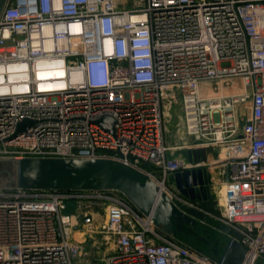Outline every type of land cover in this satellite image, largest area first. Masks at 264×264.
<instances>
[{
  "label": "built area",
  "instance_id": "2783aa9c",
  "mask_svg": "<svg viewBox=\"0 0 264 264\" xmlns=\"http://www.w3.org/2000/svg\"><path fill=\"white\" fill-rule=\"evenodd\" d=\"M165 102L180 106L182 149L224 154V203L215 191L210 202L240 235L242 264H264V0H6L0 159L108 160L208 215L173 182L207 165L169 156ZM105 116L113 134L94 122ZM87 240L99 241L97 264H219L118 191L0 188V264H94Z\"/></svg>",
  "mask_w": 264,
  "mask_h": 264
},
{
  "label": "water",
  "instance_id": "95a60500",
  "mask_svg": "<svg viewBox=\"0 0 264 264\" xmlns=\"http://www.w3.org/2000/svg\"><path fill=\"white\" fill-rule=\"evenodd\" d=\"M109 134L114 133V120L105 116L94 121ZM23 121L17 133L32 126ZM213 153L211 148L186 149L181 156L189 164L207 165V157ZM8 169L0 171V188H19L23 190L56 191H118L143 215L172 230L188 226L196 229L197 221H204L206 215L193 208L179 209L168 197L159 193L156 184L147 176L130 171L108 160L99 159H0ZM179 193L190 201H200L203 207L210 208L213 199L211 180L206 168L183 170L173 176ZM227 242L219 254L212 246L213 258L219 264H242L245 249L239 244L240 235L226 228ZM253 264H256L254 262Z\"/></svg>",
  "mask_w": 264,
  "mask_h": 264
},
{
  "label": "rangeland",
  "instance_id": "374dc122",
  "mask_svg": "<svg viewBox=\"0 0 264 264\" xmlns=\"http://www.w3.org/2000/svg\"><path fill=\"white\" fill-rule=\"evenodd\" d=\"M210 92H208L209 94ZM211 95V93H210ZM163 138L166 147L169 148V156H177L181 154L183 145L189 143V138H187L183 131V122L180 111V106L177 103L168 104L165 102L163 104ZM220 155V156H218ZM224 154L219 151H214L209 158L210 161L207 162L206 170L211 172V176L214 183H218V178L221 174L219 161L222 160ZM8 169L7 164L0 163V171ZM217 179V180H216ZM216 183V184H217ZM213 185V183L211 184ZM214 189V188H213ZM214 191V190H213ZM205 212L208 214L204 221H197L196 229L184 226L181 229L173 227L172 230L164 228L161 225L154 223L155 228L164 235H169L177 239L179 242L190 246L203 254L213 257L212 246H216L219 254L227 242V234L221 230V223L217 220V215L219 213L217 207L212 205L210 208L204 207ZM95 212L99 214V219L103 217V210L99 208L95 209ZM77 231L83 232L82 227H78ZM74 239L77 241H83L85 239L84 234L75 233ZM99 241H89L87 240L84 251L87 253L86 259L89 262L97 264V260L101 257V247L99 248ZM85 259V260H86Z\"/></svg>",
  "mask_w": 264,
  "mask_h": 264
},
{
  "label": "bare ground",
  "instance_id": "6f19581e",
  "mask_svg": "<svg viewBox=\"0 0 264 264\" xmlns=\"http://www.w3.org/2000/svg\"><path fill=\"white\" fill-rule=\"evenodd\" d=\"M210 95V94H208ZM208 161H210V159L208 158ZM214 191L215 193H217V195H219L220 199H221V202L224 203V200H223V197H222V191H221V188L220 186L217 184V185H214Z\"/></svg>",
  "mask_w": 264,
  "mask_h": 264
},
{
  "label": "crops",
  "instance_id": "0c3cea01",
  "mask_svg": "<svg viewBox=\"0 0 264 264\" xmlns=\"http://www.w3.org/2000/svg\"><path fill=\"white\" fill-rule=\"evenodd\" d=\"M178 155H181V154H178ZM178 155H177V156H178ZM210 157H211V156L207 157V160H208V158H210ZM208 162H209V161H208ZM207 174H208L209 177H211V178L213 179V176H211V172L207 171ZM216 180H217V179H216ZM220 181H221V177L219 176V178H218V183H217V182H216V183L219 185V182H220ZM212 183H213V185H211V193H214V191H213V190H214V189H213L214 187H213V186H214V185H217V184L214 183L213 180H211V184H212ZM210 203H211V202H210Z\"/></svg>",
  "mask_w": 264,
  "mask_h": 264
},
{
  "label": "flooded vegetation",
  "instance_id": "af4514ba",
  "mask_svg": "<svg viewBox=\"0 0 264 264\" xmlns=\"http://www.w3.org/2000/svg\"><path fill=\"white\" fill-rule=\"evenodd\" d=\"M5 2H6V0H0V14L2 12L4 5H5Z\"/></svg>",
  "mask_w": 264,
  "mask_h": 264
}]
</instances>
